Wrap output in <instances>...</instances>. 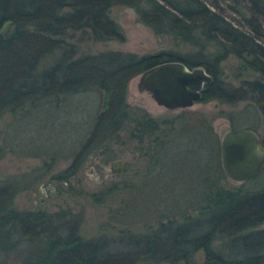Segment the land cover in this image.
<instances>
[{
	"label": "trees",
	"instance_id": "1",
	"mask_svg": "<svg viewBox=\"0 0 264 264\" xmlns=\"http://www.w3.org/2000/svg\"><path fill=\"white\" fill-rule=\"evenodd\" d=\"M223 1L240 16L237 21L221 14L218 1L0 0V118L7 112L22 122L32 114L42 118L44 110L57 112L68 97L97 87L104 101L93 125L76 142L78 148H70L72 161L52 179L65 183L87 153L125 137L146 155L142 180L112 184L93 199L100 202L124 190L122 209L130 212V220L136 219L140 202L155 208L154 222L141 233L125 228L86 238L79 232L81 217L69 209L48 213L13 207L14 196L46 171L24 173L0 181V256L24 246L17 264H199L194 257L201 250L204 264H264V228H256L264 224V166L254 180L228 187L222 183L226 174L218 139L207 138L210 129L194 128L192 142L173 132V120H158L125 99L127 83L137 74L175 60L202 66L212 76L198 101L249 100L264 115V0ZM113 5L131 7L153 32L194 50L80 52L71 41L76 31L95 41L124 40L110 17ZM228 56L239 61L233 71L236 84L224 79L222 61ZM36 125L41 131L47 127L44 121ZM260 138L264 146V131ZM50 143L45 153L52 161L66 156L58 141ZM5 153L0 143V158ZM121 215L114 216L120 220ZM35 242L43 251L31 259L27 244Z\"/></svg>",
	"mask_w": 264,
	"mask_h": 264
},
{
	"label": "rangeland",
	"instance_id": "2",
	"mask_svg": "<svg viewBox=\"0 0 264 264\" xmlns=\"http://www.w3.org/2000/svg\"><path fill=\"white\" fill-rule=\"evenodd\" d=\"M208 4L218 1L222 10L218 9L231 21H237L236 14L223 0H205ZM110 17L119 25L124 40L95 41L83 31L72 33L71 41L78 46L82 53H99L103 51H120L137 54L157 52L159 49H174L191 53L194 48L181 45L176 47L171 37L156 34L147 24L140 22L137 12L127 5H113L109 9ZM239 64L236 57L228 56L222 61L224 79L236 84L234 68ZM138 74L127 83L126 101L131 107L146 110L153 117L161 120L174 121L173 132L181 131L182 136L192 140L194 128L210 129L208 139H218L228 129H255L260 137L264 131V115L260 108L251 101H237V103H222L218 100L207 102L196 101L190 107L169 110L158 105L150 92H139L136 88ZM103 92L94 87L91 90L75 93L68 97L57 112L44 110L45 115L32 114L26 122L19 120V116L6 113L0 118V143L5 144L6 153L0 158V181L19 178L24 173H46L31 187L22 189L13 198V207L18 210L46 211L55 213L69 209L81 217L79 232L86 238L100 236V234H116L118 230L127 228L131 233L143 232L145 224L154 222L155 208L142 202L138 207L136 219L130 220L129 211L123 210L125 191L114 192L102 201L96 202L93 195L104 191L112 184L123 185L138 183L144 176L147 158L144 150L134 140L108 141L105 148H99L87 153L76 175L65 183L52 179L72 161L70 148H78L93 125V120L103 103ZM46 122V129L39 128L38 122ZM30 123V124H29ZM50 127V128H49ZM49 128V129H48ZM56 131L55 132H51ZM41 133V134H40ZM57 137V138H54ZM206 137V136H205ZM59 142V152L63 156L52 157L45 153L51 148L50 141ZM76 144V142H79ZM38 154H25V151ZM220 152V150H219ZM69 155V156H68ZM121 158L122 171L113 172L118 166L111 161ZM262 172V171H261ZM260 172V173H261ZM185 176V175H184ZM251 180H254V178ZM224 185L238 186L240 184L226 179ZM257 181L252 183L256 185ZM248 186V185H247ZM51 187L53 189L51 190ZM152 205V204H151ZM125 206V205H124ZM125 208V207H124ZM121 213V219L116 220L115 213ZM256 228H264V224ZM27 257L31 259L43 251L39 242L27 244ZM20 246L16 252L0 256V264H17L26 249ZM195 261L204 264L203 252L195 255ZM166 264V263H159ZM168 264V263H167ZM180 264H183L182 262Z\"/></svg>",
	"mask_w": 264,
	"mask_h": 264
},
{
	"label": "water",
	"instance_id": "3",
	"mask_svg": "<svg viewBox=\"0 0 264 264\" xmlns=\"http://www.w3.org/2000/svg\"><path fill=\"white\" fill-rule=\"evenodd\" d=\"M136 88L150 92L158 105L169 110L190 107L200 99L205 84L212 76L202 66L188 67L182 61L162 62L138 74ZM220 161L223 172L241 184L256 177L264 166V146L257 132L249 129H228L220 137ZM122 171L121 158L110 163ZM53 187H51V190Z\"/></svg>",
	"mask_w": 264,
	"mask_h": 264
}]
</instances>
